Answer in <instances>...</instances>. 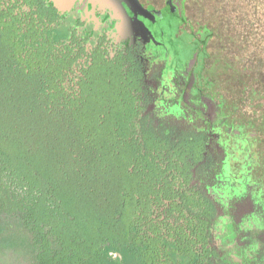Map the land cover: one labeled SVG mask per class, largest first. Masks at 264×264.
<instances>
[{"label": "trees", "instance_id": "trees-1", "mask_svg": "<svg viewBox=\"0 0 264 264\" xmlns=\"http://www.w3.org/2000/svg\"><path fill=\"white\" fill-rule=\"evenodd\" d=\"M84 52L46 0H0V264L227 262L206 133L161 129L139 74Z\"/></svg>", "mask_w": 264, "mask_h": 264}, {"label": "rangeland", "instance_id": "rangeland-1", "mask_svg": "<svg viewBox=\"0 0 264 264\" xmlns=\"http://www.w3.org/2000/svg\"><path fill=\"white\" fill-rule=\"evenodd\" d=\"M53 1L69 11L76 0ZM186 11L191 41L167 69L174 94L160 105L207 132L208 154L223 158L206 187L224 209L211 225L228 262L218 264H264V0H189Z\"/></svg>", "mask_w": 264, "mask_h": 264}, {"label": "flooded vegetation", "instance_id": "flooded-vegetation-1", "mask_svg": "<svg viewBox=\"0 0 264 264\" xmlns=\"http://www.w3.org/2000/svg\"><path fill=\"white\" fill-rule=\"evenodd\" d=\"M46 1L57 10L65 25L74 31L84 46L85 52L77 61V69L87 68L100 52L113 67L129 75L139 74L135 75L139 82L138 94L146 100L145 112L149 111L154 124L167 130L177 123L178 129L190 127L197 131L191 119L162 111L160 105L164 94H174L170 91L173 79L165 75L167 69L177 62L180 49L191 41L185 29L187 24L193 23L186 11L189 0H137L147 11V16L133 12L121 0H113L111 6L98 0H76L69 11L60 10L53 0ZM205 27L206 34H210L211 29ZM185 96L191 98L188 91ZM140 104L144 105L142 101ZM204 109L207 116L208 107ZM205 133L204 155L212 145V139ZM216 147L222 148L220 143H216Z\"/></svg>", "mask_w": 264, "mask_h": 264}, {"label": "water", "instance_id": "water-1", "mask_svg": "<svg viewBox=\"0 0 264 264\" xmlns=\"http://www.w3.org/2000/svg\"><path fill=\"white\" fill-rule=\"evenodd\" d=\"M69 4H71L74 0H69ZM101 3L107 4L111 6L113 0H98ZM121 2L125 3L133 12L140 13L144 16H147V11L142 7V5L137 0H121ZM67 4V5H69ZM118 6L122 10V6L120 2L117 1Z\"/></svg>", "mask_w": 264, "mask_h": 264}, {"label": "snow or ice", "instance_id": "snow-or-ice-1", "mask_svg": "<svg viewBox=\"0 0 264 264\" xmlns=\"http://www.w3.org/2000/svg\"><path fill=\"white\" fill-rule=\"evenodd\" d=\"M262 227H264V226H262Z\"/></svg>", "mask_w": 264, "mask_h": 264}]
</instances>
